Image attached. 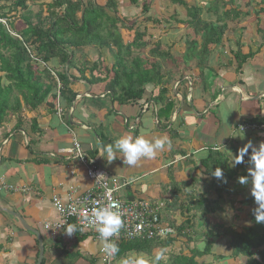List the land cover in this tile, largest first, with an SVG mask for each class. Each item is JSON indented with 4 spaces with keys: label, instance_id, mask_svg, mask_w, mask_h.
Instances as JSON below:
<instances>
[{
    "label": "crops",
    "instance_id": "obj_1",
    "mask_svg": "<svg viewBox=\"0 0 264 264\" xmlns=\"http://www.w3.org/2000/svg\"><path fill=\"white\" fill-rule=\"evenodd\" d=\"M256 32L248 34L249 42L242 36L234 43L223 39L213 49L214 55L202 76L197 68H191L167 87V96L174 100V108L167 117L158 116L163 104L152 98V85H146L144 98L137 103L118 104L107 91L101 92V88H95L97 95L92 94L94 87L80 79L73 80L71 86L77 95L62 115L44 104L35 109L23 106L18 114H9L0 124V264H35L37 260V238L23 228L15 214L39 232L44 246L42 264H103L99 255L102 242L88 233L79 234L76 230L69 235L65 226L54 236L44 228L45 223L58 220L52 205L54 195L66 202L69 194L83 192L93 185L85 166L64 152L74 138L95 161L96 169L126 183L118 192L120 197L145 199L150 195L153 196L150 201L155 202L157 196L164 195L157 201L162 204L163 223L169 222L166 218L177 223L184 220L186 210H181L179 205L192 196L191 202L217 199L220 208L207 217L210 222L225 224V207L229 204L233 209L238 207V199L251 194V185H239L233 190L229 185L237 180L225 174L224 181H208L211 174H204L200 160L210 150L221 152L228 166L223 167L226 172L229 169L242 172L237 165L232 166L230 152L235 155L234 148L248 141L257 147L264 143V130H238L239 124L264 123V24L257 25ZM238 43L241 53L251 56L236 73L228 62ZM84 52L86 57L82 61H94L98 57L92 47ZM103 60L109 65L113 62ZM70 74L78 75L75 70H70ZM177 82L179 85L175 87ZM124 135L133 138L143 135L149 140L166 136L172 147L170 150L166 147L155 159H145L147 163L143 160L142 169L129 172L119 152L118 158L110 163L99 156L102 145ZM250 153L251 149L244 158L250 160ZM249 167L250 163L245 165L246 170ZM172 180L176 184L190 180V185L184 189L175 185L174 194ZM189 190H192L190 197L186 196ZM231 192L238 195L236 200H231L234 195ZM212 253L220 256H212L207 264H242L240 259L229 257L225 240ZM139 256L130 252L125 257L114 258L113 264H121L124 259L134 261Z\"/></svg>",
    "mask_w": 264,
    "mask_h": 264
},
{
    "label": "trees",
    "instance_id": "obj_2",
    "mask_svg": "<svg viewBox=\"0 0 264 264\" xmlns=\"http://www.w3.org/2000/svg\"><path fill=\"white\" fill-rule=\"evenodd\" d=\"M131 1L137 5L139 0ZM165 1L185 11L184 19H176L174 11L165 20L170 23L175 18L188 28L181 56L183 67L168 48L163 49L160 41L145 39L149 35L146 23H160L159 18L144 14L148 2L142 4L143 19L127 25L124 18L117 16L116 0H105L103 4H97L95 0H0V20L5 21H0V124L9 114L21 112L23 106L35 109L44 104L53 112L59 107L60 114H64L77 95L71 86L73 80L79 79L94 87L92 94L97 95L95 88H101V92L107 91L111 100L118 104L137 103L144 98L146 85H152V98L163 104L158 116L165 114L167 117L174 108V100L167 96V87L174 81L173 71L178 74L177 79L191 68H197L202 76L214 55L213 49L223 43L226 32H233L239 24L237 19L242 8L235 5L234 0L207 1L202 7L211 15L204 19L202 7L194 2ZM251 1L245 2L246 7ZM229 5L232 6L228 8ZM232 7L234 11H231ZM261 11L262 6L254 12L259 14ZM244 14L248 15L249 11L245 10ZM122 28L134 29L130 41L124 42ZM147 46L146 57L137 54L136 50ZM87 47L98 51L96 60L82 61L76 57L77 54L86 57L84 49ZM103 48L111 54L113 62L110 65L105 64L100 54ZM250 56V53H241L238 43L228 64L239 73ZM70 70H75L78 75L70 74ZM238 149L234 148L235 153ZM248 163L251 164L250 160L244 158V163L237 165V169L243 171L234 173L223 169L228 166L221 152L210 150L200 160L204 174H211L213 169L220 167L230 179L247 175L245 165ZM170 183L175 194V185L177 188L180 184L183 188L189 187L190 180L178 184L172 180ZM191 195L192 190L186 192V196ZM191 198L179 205L181 210H186L184 220L177 223L166 218L169 222L164 224L171 226L174 234L163 238L121 240L117 242L120 251L114 258L134 252L151 257L148 259L151 261L154 250H164L180 241L188 252L183 249L170 252L161 264H207L212 256H220L212 250L225 240V248L232 260L240 259L242 264H264V223L255 222L253 209L256 204L251 194L238 199L239 206L234 208L235 211L242 213L246 208L248 212L240 218L242 220L231 224L208 220L207 215L220 208L217 199L191 202ZM160 220L163 222L161 216Z\"/></svg>",
    "mask_w": 264,
    "mask_h": 264
},
{
    "label": "built area",
    "instance_id": "obj_3",
    "mask_svg": "<svg viewBox=\"0 0 264 264\" xmlns=\"http://www.w3.org/2000/svg\"><path fill=\"white\" fill-rule=\"evenodd\" d=\"M5 23L4 20H0ZM187 80L189 78L187 77ZM175 87L179 85L177 82ZM176 93V92H175ZM176 96L180 95L176 93ZM58 114L60 108H57ZM264 130V123H245L239 124L238 130ZM68 156H72L79 160L86 168V174L92 179L93 185L91 188L79 193H71L66 202L54 195L52 197V205L58 215V220L51 223H45L44 228L49 229L52 235L57 233L69 224L77 225L79 234L88 233L94 239L99 240V235L95 227L88 223L87 217L91 213V209L97 206H104L112 202H118L120 211L123 216L124 225L120 233L113 237L114 241L134 240V239H151L155 237H166L174 234L171 226H168L160 220V208L162 204L150 202L142 198L124 199L119 196V190L126 185L125 182L120 181L117 177H110L102 170L96 169L95 161L89 158L81 148L77 139H73L71 147L64 150ZM99 173H103L105 178L101 183H98L95 178ZM59 225V226H58ZM100 259L103 264H113L114 257L109 261L105 260L102 246L99 250Z\"/></svg>",
    "mask_w": 264,
    "mask_h": 264
},
{
    "label": "clouds",
    "instance_id": "obj_4",
    "mask_svg": "<svg viewBox=\"0 0 264 264\" xmlns=\"http://www.w3.org/2000/svg\"><path fill=\"white\" fill-rule=\"evenodd\" d=\"M241 131L243 132L242 128ZM166 147L169 150L172 147L171 140L166 136L149 140L143 135H138L135 138L132 135H124L118 137L113 143L102 145L99 156L110 163L118 158L117 152H119L123 162L131 167L138 165L142 159H155L158 152L163 151ZM250 149L251 167L247 169V175L238 177V182L241 185H251L250 192L256 204V207L253 209L254 219L256 223L261 224L264 223V143H260L257 147L251 141H248L238 149L235 155L230 152L231 157H233L230 161L232 166L244 163V157L249 154ZM211 175L218 180H225L223 170L220 167L213 169ZM104 178V174L99 173L96 175L95 180L101 183ZM119 208L118 202L97 206L91 209V213L87 217L88 223L95 227L99 235L106 261L115 257L120 251L119 245L113 239V237L120 233L124 225L123 214L118 211ZM76 230L77 225L69 224L65 232L71 235ZM164 256L163 250H158L151 261L143 256H139L134 261L124 259L121 264H161Z\"/></svg>",
    "mask_w": 264,
    "mask_h": 264
},
{
    "label": "rangeland",
    "instance_id": "obj_5",
    "mask_svg": "<svg viewBox=\"0 0 264 264\" xmlns=\"http://www.w3.org/2000/svg\"><path fill=\"white\" fill-rule=\"evenodd\" d=\"M97 4H103L105 2V0H95ZM187 2H194L195 4H197L198 6H203L204 2L207 1H212V0H185ZM225 2L228 0H224ZM234 4L235 5H239L240 8H242L241 13L239 14V18L237 19L238 21H241L238 25H237V29L238 31H234V32H226V34L224 35L223 39H231V41L234 43L235 40H239V36L247 37L248 34L249 35H254V33H258L256 32V26L260 25V24H264V19L260 20V18H264V11L262 12V14H259V17L257 16V13H254V9L259 8L258 6L264 4V0H252L251 1V5L246 7L245 2L248 0H234ZM10 1H8L9 4ZM144 2H148V9L147 12L144 13L145 15H149V16H153L154 18H159L160 23H153L152 21H149L146 23L147 25V29L149 35L145 36V39L150 40V41H155L158 40L161 42V45L163 47L164 50H168L170 51L171 55L177 60V63L183 67V65L181 64V56L184 53V49H185V37H186V32L188 31L187 26L183 25L182 23H179L178 21H176V19H184L185 18V11L184 9H181L180 7L177 6H173L170 2L165 1V0H139L138 4L136 5L135 3H133L131 0H116V4H117V16H119L120 18H124L125 19V24L130 25L132 21H140L143 19V13H142V4ZM1 4V3H0ZM232 6L229 5L228 8ZM264 7V5H263ZM248 10L249 14L245 15L244 11ZM176 11V16L173 20L170 21V23H166L165 20L169 19V14H172V12ZM231 11L233 10V7L231 9ZM201 17L204 19H208L209 16L211 14H207L206 9L202 7V12H201ZM215 16V15H214ZM259 20V21H257ZM235 21V20H234ZM121 34H122V38L124 40V42L126 41H130L133 38L134 35V29L133 30H129V29H121L120 30ZM247 32V34H246ZM245 33V34H244ZM251 33V34H250ZM259 37H261L259 35ZM247 42H249V40H251V37L248 38L247 37ZM226 41V40H225ZM224 41V43H225ZM149 46L145 47L144 49L141 50H136L137 54L140 56H147V50H148ZM94 52H96V56L98 54V51H96V49H94ZM103 54V55H102ZM101 55L103 56V58L107 61L110 62L111 61V54L110 52H108L107 48H103L101 49ZM95 56V57H96ZM76 57L78 59H82L80 54H77ZM94 57V58H95ZM87 58H91V56L87 55ZM169 63V62H168ZM163 66L165 67V63H163ZM178 74L173 71V79L174 81L177 80ZM173 81V82H174ZM173 85V84H172ZM171 85V86H172ZM170 86V85H169ZM168 86V88H169ZM160 153V152H158ZM120 158H122L120 156ZM142 159L138 165L136 166H128L127 165V169L129 172L131 171H136L141 168V165L143 163ZM123 161V160H122ZM153 162V160H152ZM145 163H147V160H145ZM243 171V170H241ZM195 177H199V174H195ZM118 178V177H117ZM119 179V178H118ZM212 179H216L215 177H213L212 175H209L208 177V181L212 180ZM236 182H232L229 186L231 189H233L234 187H239V185H241L238 182V179H236ZM215 181V180H214ZM228 184V181L226 182ZM183 186L180 184L179 189H182ZM184 189V188H183ZM235 190V189H233ZM234 195H231V200H236V197L238 196L237 194H235L236 192H231ZM153 198V196H146L145 200L150 201ZM164 198V195L161 196H157L156 199V203L159 204L160 199ZM144 199V198H143ZM152 202V201H150ZM226 212H227V220L225 222V224H231L233 221H240L242 219L240 218H244L245 214L248 212V209L244 208V210L242 211V213L240 212H235V210L232 208V206L229 204L228 206L225 207ZM239 215V217L236 216ZM240 228H238L239 230ZM195 243V242H193ZM193 245V244H192ZM191 245V246H192ZM214 247H217L214 246ZM180 249H183L185 253L188 252V250L186 249V247L184 246V244L180 241H176L174 244H172V246H169L167 248H165L163 250L165 256H164V261L167 260V257L169 255L170 252H175L178 251ZM159 249L154 250V254L156 251H158ZM217 251L219 252V248L217 249ZM143 254H140V256H142ZM151 257H146V259H149ZM217 259V258H216ZM215 259V260H216Z\"/></svg>",
    "mask_w": 264,
    "mask_h": 264
},
{
    "label": "water",
    "instance_id": "obj_6",
    "mask_svg": "<svg viewBox=\"0 0 264 264\" xmlns=\"http://www.w3.org/2000/svg\"><path fill=\"white\" fill-rule=\"evenodd\" d=\"M15 217L18 218V220L22 224L23 228H25L26 230L32 232L36 236L37 243H38V255H37V260H36L35 264H41L42 263V259H43V253H44V246H43L42 238L40 237L39 232L36 229L29 227L25 223V221L22 219V217L19 216L18 214H15Z\"/></svg>",
    "mask_w": 264,
    "mask_h": 264
}]
</instances>
